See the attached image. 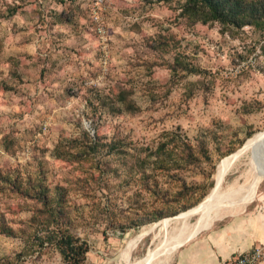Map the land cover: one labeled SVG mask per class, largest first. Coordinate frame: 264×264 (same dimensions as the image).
<instances>
[{
    "label": "rangeland",
    "instance_id": "1",
    "mask_svg": "<svg viewBox=\"0 0 264 264\" xmlns=\"http://www.w3.org/2000/svg\"><path fill=\"white\" fill-rule=\"evenodd\" d=\"M184 4L0 0V264H63L39 242L57 222L86 264H221L264 243V26ZM95 134L97 161L81 149ZM170 134L191 165L168 169V144L158 168Z\"/></svg>",
    "mask_w": 264,
    "mask_h": 264
},
{
    "label": "trees",
    "instance_id": "2",
    "mask_svg": "<svg viewBox=\"0 0 264 264\" xmlns=\"http://www.w3.org/2000/svg\"><path fill=\"white\" fill-rule=\"evenodd\" d=\"M184 11L188 15L193 16L200 14V21L203 24L216 21L224 26L230 25L236 28H241L252 23L264 26V3L256 6L243 0H185ZM86 136L85 138L88 139L87 143L86 145H81V149L85 150V154H91L97 161L99 160L101 150L105 148V143L96 134L93 138ZM168 144H171L175 156L173 163L169 164L168 169H179L182 165L186 167V163L189 165L193 163L196 154L195 149L185 139L170 134V139L159 144L154 151L158 168L161 170L167 168V163H165L163 157L168 156L166 153ZM113 146L111 144L110 149H113ZM65 151L63 154L61 153L62 158L69 159L72 157L70 153ZM79 154L81 152H78L77 155ZM168 154H170L171 158L173 157L172 150ZM48 203L51 204L50 199H48ZM179 209L178 207H174L171 214H176ZM161 217L162 215H157L156 218L159 219ZM44 229L45 232L39 238V242L55 247L62 257L63 264H86L87 242L72 235L64 222H57V225L52 229L48 226Z\"/></svg>",
    "mask_w": 264,
    "mask_h": 264
},
{
    "label": "bare ground",
    "instance_id": "3",
    "mask_svg": "<svg viewBox=\"0 0 264 264\" xmlns=\"http://www.w3.org/2000/svg\"><path fill=\"white\" fill-rule=\"evenodd\" d=\"M253 141L256 143V145H255V148H254V156H253V162L254 163H253V173L252 174L255 175L258 172V170L260 168V165H261V162L264 159V131L259 132L258 134H256V136L254 137ZM251 179H253V176H252ZM207 206H208V202L206 201L203 204H201V206H198V207H196V208H194V209H192V210H190V211H188L186 213H182L178 217H176L175 219L184 220L186 218H189V216L192 215V214H196V213L198 214V212L199 213H205V212H207L206 211L207 210ZM160 254H162V252ZM155 260L156 259L152 258V259H150L148 261V263L151 262L150 264H155V263L158 262V261H155Z\"/></svg>",
    "mask_w": 264,
    "mask_h": 264
},
{
    "label": "built area",
    "instance_id": "4",
    "mask_svg": "<svg viewBox=\"0 0 264 264\" xmlns=\"http://www.w3.org/2000/svg\"><path fill=\"white\" fill-rule=\"evenodd\" d=\"M262 261H264V243H260L251 251L239 254L221 264H261Z\"/></svg>",
    "mask_w": 264,
    "mask_h": 264
},
{
    "label": "crops",
    "instance_id": "5",
    "mask_svg": "<svg viewBox=\"0 0 264 264\" xmlns=\"http://www.w3.org/2000/svg\"><path fill=\"white\" fill-rule=\"evenodd\" d=\"M259 244H260V243H259ZM259 244H258V245H259ZM256 246H257V245H256ZM254 247H255V246H254ZM254 247H253V248H254ZM251 250H252V249H251ZM251 250H250V251H251ZM245 253H246V252H245ZM240 254H242V253H240Z\"/></svg>",
    "mask_w": 264,
    "mask_h": 264
}]
</instances>
